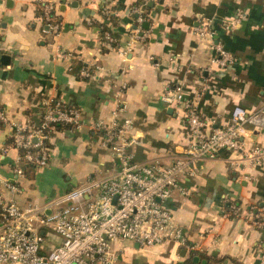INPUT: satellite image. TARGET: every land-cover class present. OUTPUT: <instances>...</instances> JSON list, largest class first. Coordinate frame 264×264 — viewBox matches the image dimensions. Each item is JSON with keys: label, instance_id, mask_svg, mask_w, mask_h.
Returning a JSON list of instances; mask_svg holds the SVG:
<instances>
[{"label": "crops", "instance_id": "1", "mask_svg": "<svg viewBox=\"0 0 264 264\" xmlns=\"http://www.w3.org/2000/svg\"><path fill=\"white\" fill-rule=\"evenodd\" d=\"M45 1L55 4L56 34L42 30L37 10ZM137 14L143 16L140 24ZM202 23L214 30L213 43L228 50L233 62L208 69L215 50L196 32ZM102 25L114 45L102 43ZM59 49L66 56L57 57ZM2 53L9 60H0V109L6 117L0 121V178L21 190L0 193L50 211L70 188L118 172L104 133L91 124L111 121L115 108L119 117L132 120L128 135L134 140L126 146L132 158L166 163L189 139L183 109L159 100L166 84L181 85L184 97L215 124L228 122L234 105L259 107L264 0H0ZM78 62L93 73L82 78L68 69ZM47 97L77 107L80 124L53 130L49 162L23 168L11 143L12 123L35 129ZM243 145L264 149V129L251 126ZM180 181L186 192L173 189L164 205L195 247L172 240L143 247L118 238L112 241L118 264H264V155L256 161L242 151L221 150L200 159L195 172ZM232 204L237 214L227 213Z\"/></svg>", "mask_w": 264, "mask_h": 264}, {"label": "built area", "instance_id": "2", "mask_svg": "<svg viewBox=\"0 0 264 264\" xmlns=\"http://www.w3.org/2000/svg\"><path fill=\"white\" fill-rule=\"evenodd\" d=\"M39 11L42 30L58 33L60 21L55 4L40 2ZM142 20L143 16L137 14L136 23ZM196 32L215 50L208 69L235 60L220 43H213L214 30L207 23L200 24ZM101 40L113 45L115 39L110 31L104 30ZM56 56L64 57L66 52L59 49ZM74 65H69L68 69L72 71ZM92 73L87 63L77 70L78 77ZM159 100L165 106L183 109L189 135L185 148L166 163L159 159L137 162L126 150L134 140L128 135L131 118L119 117L115 108L111 121L94 120L92 126L104 133V143L118 159V172L70 188L55 200L57 206L50 211L35 203L20 205L0 193V264H118L112 248V241L118 238L130 239L143 247L165 240H172L185 249L195 247L187 240L182 227L173 221L164 200L171 196L173 189L185 193L181 177L194 173L200 159L216 157L221 150L242 151L258 161L264 149L246 148L243 140L251 126L264 129V102L254 109L234 105L229 121L215 124L200 114L194 101L184 97L181 85L166 84ZM0 121H6L2 109ZM80 121L79 110L74 105L52 97L43 99L40 122L35 129L12 123L10 137L19 151L18 164L46 165L52 154L49 145L55 125L64 124L66 129H73ZM15 170L22 174L21 166L16 165ZM2 188L13 192L21 190L17 182L0 178V191ZM227 213L237 214L238 205L232 204Z\"/></svg>", "mask_w": 264, "mask_h": 264}, {"label": "trees", "instance_id": "3", "mask_svg": "<svg viewBox=\"0 0 264 264\" xmlns=\"http://www.w3.org/2000/svg\"><path fill=\"white\" fill-rule=\"evenodd\" d=\"M39 12H40V11L37 10V13H39ZM106 28H107L106 25H102L101 32H103L104 30H107ZM113 45H114V43H113ZM83 64H85V63H82V62H78V63H76V64L74 65V68H73L72 72H73L74 74L77 75V70H78L79 66H80V65H83ZM82 78H83V77H82ZM66 127H67V125H64V124H56L54 129H60V128H66ZM49 146H51V144H50ZM21 166H22L23 168H25V167H27V166H36V165H34L33 163H23Z\"/></svg>", "mask_w": 264, "mask_h": 264}, {"label": "water", "instance_id": "4", "mask_svg": "<svg viewBox=\"0 0 264 264\" xmlns=\"http://www.w3.org/2000/svg\"><path fill=\"white\" fill-rule=\"evenodd\" d=\"M0 60L2 61V63H7L8 62V60H9V55L8 54H6V53H2L1 55H0ZM172 110V108H169V111H171ZM34 139H36V137H34ZM184 252V251H183ZM198 256L197 255H194L193 256V260L194 261H197L198 260Z\"/></svg>", "mask_w": 264, "mask_h": 264}]
</instances>
